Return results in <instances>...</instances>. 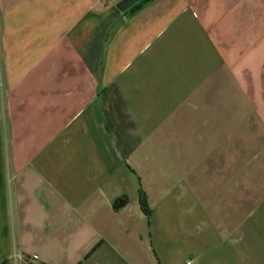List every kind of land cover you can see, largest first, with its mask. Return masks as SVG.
I'll list each match as a JSON object with an SVG mask.
<instances>
[{"label":"crops","instance_id":"obj_1","mask_svg":"<svg viewBox=\"0 0 264 264\" xmlns=\"http://www.w3.org/2000/svg\"><path fill=\"white\" fill-rule=\"evenodd\" d=\"M141 1L0 0V264H264V0Z\"/></svg>","mask_w":264,"mask_h":264},{"label":"trees","instance_id":"obj_2","mask_svg":"<svg viewBox=\"0 0 264 264\" xmlns=\"http://www.w3.org/2000/svg\"><path fill=\"white\" fill-rule=\"evenodd\" d=\"M147 1L148 0H142L140 3L135 5L132 8V10L138 9L139 7H141ZM139 202H140V206H141L142 210L149 214L150 211L148 209L147 199H146V196H145V194H144V192L142 190L140 191ZM75 264H84V263H83V261L80 260V261L76 262Z\"/></svg>","mask_w":264,"mask_h":264}]
</instances>
